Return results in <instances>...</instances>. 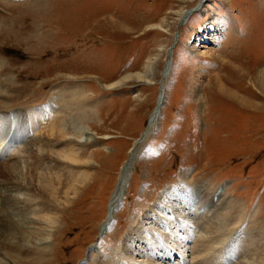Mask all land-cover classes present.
<instances>
[{
    "label": "rangeland",
    "instance_id": "obj_1",
    "mask_svg": "<svg viewBox=\"0 0 264 264\" xmlns=\"http://www.w3.org/2000/svg\"><path fill=\"white\" fill-rule=\"evenodd\" d=\"M188 10L197 11L182 21ZM174 44L157 122L137 146L124 197L99 237L122 167L157 104ZM151 59L150 81L113 87ZM214 74L234 99L215 90ZM263 74L264 0H0V124L29 125L42 105L65 115L63 138L40 132L42 124L26 132L56 153L81 152L79 165L47 161L65 183L86 175L67 205L52 208L59 219L41 264H114L119 252L128 264H197L191 251L143 233L160 229L146 220L158 201L193 203L206 189L212 197L205 208L255 214L264 235ZM5 124L0 150L12 158L31 141L14 143ZM200 222L187 220L190 230H202ZM161 229L170 232L165 224Z\"/></svg>",
    "mask_w": 264,
    "mask_h": 264
},
{
    "label": "bare ground",
    "instance_id": "obj_2",
    "mask_svg": "<svg viewBox=\"0 0 264 264\" xmlns=\"http://www.w3.org/2000/svg\"><path fill=\"white\" fill-rule=\"evenodd\" d=\"M194 11L197 10L183 12L182 21L186 20ZM163 24H165L164 21H162L158 27L156 26V28L161 31L162 29L164 30ZM205 33H207V31H205ZM207 36H209V34H207ZM177 41L178 40H176L175 43H177ZM172 48H175V44ZM169 53L170 55H168L162 77L163 87L157 98V104H155L152 111L153 113L151 112L150 117L147 119L145 134H143L140 140L136 142L135 146L132 147L130 156L122 167L116 189L107 207L106 217L98 229V234L100 233L101 236H103L113 220L116 205L120 204L124 197L125 188L129 179V171L137 157L136 148L142 139L147 136V134L149 135V132L157 122L160 107L163 105L164 101V80L170 71L168 66L171 58L169 59V56L173 55L171 50ZM218 56H216V58ZM221 56L224 57L225 55L222 53ZM222 62L223 61H221V63ZM152 65L153 61L151 59L145 65L143 72L129 74L121 78L113 87H117L121 82L150 81L153 75ZM261 76L260 86L264 90V74ZM214 78L216 80L214 84L215 90L219 94L233 99L236 97L233 91L228 90L219 82L217 74H214ZM70 93L72 97L77 94L75 91L71 90ZM51 112L52 110L48 105L39 106L33 120L31 119L29 125H27L34 129L37 124L45 125L41 129L39 128L40 132L47 130L49 132L48 134L58 135L63 138V122L66 119L64 118L65 115H61L60 113L56 115V110L50 115ZM26 123V120L24 121L23 119L21 121L18 119L15 124L13 123V126L12 124L11 126L10 124H5V122L0 124L1 127L3 124L6 125L8 128L7 133L10 134L14 143L17 142L18 144H22L27 142V139L32 142L26 143L28 145L24 144L19 151L16 150L13 153V155L16 154L13 156L14 158H9L8 150L3 149L5 144L3 142L0 143V147H3L2 150H0V160H4V157L9 158L8 161H0V249L4 252L3 256L0 254V264H41L42 261H44V255L50 252L51 241L49 238L53 230H55L56 221L59 219V217L52 214V208L56 207V211H58L60 206L67 205L69 201L68 193H75L77 188L86 180L85 174L75 178H73V176H75L73 175L71 177L73 179L70 180L72 183H65V178L64 181L61 180L60 172L57 174L50 172L47 168L48 166H46V164H49L47 161H52V163L69 162L79 165L78 158H81V152L73 154L74 150L69 149V151L65 150L56 153L52 150V145L43 147L44 140L42 141L39 139L36 141L29 139L26 132L28 129ZM55 130L57 133L54 134ZM2 136L4 137L3 131L0 133V138ZM42 165L44 169H40ZM66 172H64L63 175ZM79 172L80 174L84 173V171L82 173L81 171ZM68 174L72 173L69 171ZM5 177L7 179H4ZM210 191V189L204 190V193H201V199L199 200V197H197L198 200L196 199L193 203L180 200L176 201L175 204L165 205L161 201H158L150 208L151 215H148L149 217H147L146 220L160 229H158L155 235H149L150 233L148 234V230L147 233L145 232L143 234L158 239L160 238V240L167 239L173 245L177 246V249L180 251L182 249V251L186 253L191 251L196 255L195 259L198 261L197 264H211V261L214 260H216V263L219 262V264H227L229 263L227 259L230 257H233L234 261H237L236 264H249V262L243 261L246 259H253L255 262L253 264H264V260L257 261L264 258V242H262L264 240V235H262L263 233L260 229L256 228V215L246 214L245 211L242 213L241 210H236L231 206L224 212L220 211V213H216L214 210L213 213L210 209L204 207L205 202H207L210 196ZM209 212H212V215L210 214L211 216ZM174 213L178 215V218L177 216L174 218L171 217L175 215ZM185 218H188L187 220H190L193 226L196 225V227L201 225H199V221H201L200 223H202L204 228L198 230V228L196 229V227L192 226L190 230ZM164 224L165 227L169 229V234H166L161 229ZM143 237L144 236H142V238ZM124 255L125 256H123V253L119 252L115 255L113 260H111L114 264L130 263H125L124 260H128L129 258L126 259V253H124ZM1 256L3 259H1ZM241 258H243V260H241Z\"/></svg>",
    "mask_w": 264,
    "mask_h": 264
},
{
    "label": "water",
    "instance_id": "obj_3",
    "mask_svg": "<svg viewBox=\"0 0 264 264\" xmlns=\"http://www.w3.org/2000/svg\"><path fill=\"white\" fill-rule=\"evenodd\" d=\"M170 50H171V53H172V50H173V48H172V49H170ZM169 55H170V53H169ZM170 63H171V60L169 61V66H168L169 68H170V66H171V64H170Z\"/></svg>",
    "mask_w": 264,
    "mask_h": 264
}]
</instances>
